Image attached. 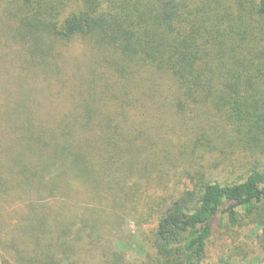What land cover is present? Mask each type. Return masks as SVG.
Returning <instances> with one entry per match:
<instances>
[{
  "label": "trees",
  "instance_id": "trees-1",
  "mask_svg": "<svg viewBox=\"0 0 264 264\" xmlns=\"http://www.w3.org/2000/svg\"><path fill=\"white\" fill-rule=\"evenodd\" d=\"M101 206L142 261L84 257ZM224 218L264 264V0H0V264H202Z\"/></svg>",
  "mask_w": 264,
  "mask_h": 264
},
{
  "label": "rangeland",
  "instance_id": "rangeland-1",
  "mask_svg": "<svg viewBox=\"0 0 264 264\" xmlns=\"http://www.w3.org/2000/svg\"><path fill=\"white\" fill-rule=\"evenodd\" d=\"M178 179V178H176ZM85 189L83 186L79 190ZM136 196L135 198H137ZM62 201L47 200L39 201L38 212H56ZM83 202V201H80ZM69 205L71 202H62ZM143 201H139V206H143ZM83 203H79L81 207ZM109 222L94 232L88 231L87 237H84L85 258H92L100 247L111 243L119 252H122L129 262H139L144 259L145 245L141 241L144 233L152 230L157 223L156 212H150L146 217H135L123 213L122 208H105ZM105 208V209H104ZM121 216V220H117L116 216ZM216 228L214 235L206 247V259L202 264H260L262 255L255 245L256 231L250 224L238 228H230L227 220H222V226H218V220L215 221ZM84 247H80L81 249ZM148 250V249H147ZM91 251V252H90Z\"/></svg>",
  "mask_w": 264,
  "mask_h": 264
}]
</instances>
